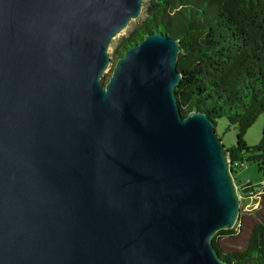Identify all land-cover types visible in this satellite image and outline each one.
<instances>
[{
    "label": "water",
    "instance_id": "95a60500",
    "mask_svg": "<svg viewBox=\"0 0 264 264\" xmlns=\"http://www.w3.org/2000/svg\"><path fill=\"white\" fill-rule=\"evenodd\" d=\"M144 3L0 0V264H230L241 194L180 110V40L145 34L103 82Z\"/></svg>",
    "mask_w": 264,
    "mask_h": 264
},
{
    "label": "trees",
    "instance_id": "16d2710c",
    "mask_svg": "<svg viewBox=\"0 0 264 264\" xmlns=\"http://www.w3.org/2000/svg\"><path fill=\"white\" fill-rule=\"evenodd\" d=\"M156 31L181 42L177 69L183 77L175 93L182 115L202 111L215 122L227 118L238 128L237 145L227 148L233 173L247 162L264 173V128L256 145L245 141L264 111V0H145L141 22L115 46L118 59ZM249 185L240 187L242 197L255 192L251 180ZM243 210L237 227L220 230L213 243L230 264H264V222L252 225L242 250L226 253L219 244L242 225Z\"/></svg>",
    "mask_w": 264,
    "mask_h": 264
},
{
    "label": "rangeland",
    "instance_id": "374dc122",
    "mask_svg": "<svg viewBox=\"0 0 264 264\" xmlns=\"http://www.w3.org/2000/svg\"><path fill=\"white\" fill-rule=\"evenodd\" d=\"M141 20L142 16L134 21H131L129 27L125 31H122L120 35L116 36L113 40V43L109 48V52L113 57V64L110 66V70L104 74L103 82L105 84L112 75L114 65L118 60V57L115 54V46H117L124 37L132 32ZM215 124L216 131L225 146L227 148L236 146V137L238 133L237 126H230L228 119L225 117L217 119ZM263 128L264 111L261 115H259L256 122L253 123L247 132L245 141L249 146L256 145L260 142L263 136ZM234 178L238 187H241L242 184L244 185L247 181L251 180L252 185H254L255 188V193L250 197H241V204L244 208L242 225H240L239 228H236V232L234 234L229 236L224 235L218 239L221 249L226 253L231 250H242L245 248L250 236L252 225L264 222V173L259 171L258 164L255 162H247L244 168H240L236 173H234Z\"/></svg>",
    "mask_w": 264,
    "mask_h": 264
},
{
    "label": "built area",
    "instance_id": "2783aa9c",
    "mask_svg": "<svg viewBox=\"0 0 264 264\" xmlns=\"http://www.w3.org/2000/svg\"><path fill=\"white\" fill-rule=\"evenodd\" d=\"M246 183L248 184V186H250V185H249V181H247ZM238 189H239V192H240V187H238ZM254 193H255V192H251L250 195H249L248 197L252 196ZM240 197H242V196L240 195Z\"/></svg>",
    "mask_w": 264,
    "mask_h": 264
}]
</instances>
